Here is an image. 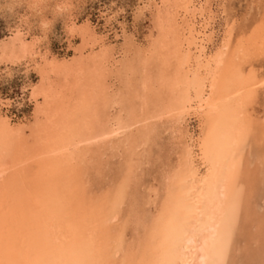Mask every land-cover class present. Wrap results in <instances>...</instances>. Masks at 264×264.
I'll list each match as a JSON object with an SVG mask.
<instances>
[{"label":"bare ground","instance_id":"bare-ground-1","mask_svg":"<svg viewBox=\"0 0 264 264\" xmlns=\"http://www.w3.org/2000/svg\"><path fill=\"white\" fill-rule=\"evenodd\" d=\"M241 1L139 0L143 43L71 19L62 59L0 40L38 77L31 120L0 115V264H264V0Z\"/></svg>","mask_w":264,"mask_h":264},{"label":"rangeland","instance_id":"rangeland-1","mask_svg":"<svg viewBox=\"0 0 264 264\" xmlns=\"http://www.w3.org/2000/svg\"><path fill=\"white\" fill-rule=\"evenodd\" d=\"M44 1L47 8L43 7L42 15L49 24L40 28L37 17H34L35 13L28 7V0H21L12 7L11 0H0V40L9 37L12 30L21 25L26 39L31 36L40 38L39 49L44 51V48H47L55 58L62 59L72 56L75 46L79 43V40L72 38L66 30L71 19L76 25L88 22L96 33L107 34V42L113 45L122 41L117 37L121 35L118 23H122L125 31L132 34L138 43L145 42V37L151 31L149 13L145 11L141 17L135 15L139 0H68L72 1L70 19L64 12L55 16L52 12L53 5L63 0ZM245 5L241 0L232 2L235 9L233 12L241 21L245 14ZM111 16L116 20L107 23ZM27 68L24 62L19 65H0V101L3 103L0 106V115L10 118L13 122H28L33 113L34 103L30 100L29 89L30 85L38 81V77L34 69Z\"/></svg>","mask_w":264,"mask_h":264}]
</instances>
